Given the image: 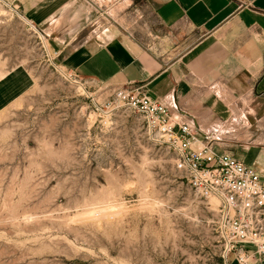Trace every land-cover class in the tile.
Listing matches in <instances>:
<instances>
[{
	"label": "rangeland",
	"instance_id": "1",
	"mask_svg": "<svg viewBox=\"0 0 264 264\" xmlns=\"http://www.w3.org/2000/svg\"><path fill=\"white\" fill-rule=\"evenodd\" d=\"M2 1L0 76L17 69L19 97L0 109V264H222L216 206L175 153L112 86L50 61L49 40ZM105 3L107 27L151 38L139 1Z\"/></svg>",
	"mask_w": 264,
	"mask_h": 264
},
{
	"label": "crops",
	"instance_id": "2",
	"mask_svg": "<svg viewBox=\"0 0 264 264\" xmlns=\"http://www.w3.org/2000/svg\"><path fill=\"white\" fill-rule=\"evenodd\" d=\"M97 1L6 0L49 40L50 61L114 89L135 82L153 98L173 97L183 120L219 126L218 148L264 173V0H136L147 41L107 27ZM153 22L161 32L148 31ZM16 70L0 78V109L19 97L10 94Z\"/></svg>",
	"mask_w": 264,
	"mask_h": 264
},
{
	"label": "built area",
	"instance_id": "3",
	"mask_svg": "<svg viewBox=\"0 0 264 264\" xmlns=\"http://www.w3.org/2000/svg\"><path fill=\"white\" fill-rule=\"evenodd\" d=\"M97 2L98 13L104 17L105 0ZM143 87L129 82L115 89L113 99L145 119L157 141L166 143L175 153V169L198 195L216 206L213 223L222 264H252L261 259L264 173L218 148L222 141L219 126L205 131L192 120H183L173 97L153 98Z\"/></svg>",
	"mask_w": 264,
	"mask_h": 264
},
{
	"label": "bare ground",
	"instance_id": "4",
	"mask_svg": "<svg viewBox=\"0 0 264 264\" xmlns=\"http://www.w3.org/2000/svg\"><path fill=\"white\" fill-rule=\"evenodd\" d=\"M5 11V10H4ZM20 15V14H19ZM18 15V16H19ZM22 19H24L25 20V18H23V17H21ZM6 73H3L1 76H0V78H2L4 75H5ZM73 81H76V79H74ZM216 203V202H215Z\"/></svg>",
	"mask_w": 264,
	"mask_h": 264
}]
</instances>
